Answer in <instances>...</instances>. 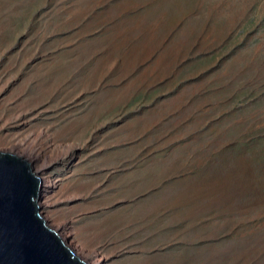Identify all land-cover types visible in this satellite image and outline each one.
Instances as JSON below:
<instances>
[{"label": "rangeland", "instance_id": "1", "mask_svg": "<svg viewBox=\"0 0 264 264\" xmlns=\"http://www.w3.org/2000/svg\"><path fill=\"white\" fill-rule=\"evenodd\" d=\"M38 142L86 263L264 264V0H0V148Z\"/></svg>", "mask_w": 264, "mask_h": 264}, {"label": "water", "instance_id": "2", "mask_svg": "<svg viewBox=\"0 0 264 264\" xmlns=\"http://www.w3.org/2000/svg\"><path fill=\"white\" fill-rule=\"evenodd\" d=\"M39 188L25 160L0 152V264H87L45 224Z\"/></svg>", "mask_w": 264, "mask_h": 264}, {"label": "bare ground", "instance_id": "3", "mask_svg": "<svg viewBox=\"0 0 264 264\" xmlns=\"http://www.w3.org/2000/svg\"><path fill=\"white\" fill-rule=\"evenodd\" d=\"M21 149V150H24L25 148H27V147H22V146H20L19 144H13V145H10V146H8L7 148H0V151H2V153H11V154H14L15 156H17L14 152V150L15 149ZM26 150V149H25ZM28 150H29V155H30V158H29V163H34V164H36L37 165V163H39L40 161H41V163L34 169V172L31 170V172H33V174L37 177V178H39V180H40V184H41V186H43V184H48V183H50L49 181H48V179H47V176H45V175H42L43 174V172H44V170H45V168H46V164H47V159H48V155L50 154L49 152H51L52 153V151L50 150V147H48L47 145H45V144H43V143H40V142H38V143H36V144H34V145H31V146H29L28 147ZM18 154V153H17ZM28 155V156H29ZM59 155V154H58ZM32 162H31V161ZM26 162H27V160H26ZM28 163V162H27ZM28 163V164H29ZM31 164H29V166L31 165ZM41 189V188H40ZM39 194V193H38ZM41 195V194H40ZM44 203H46V202H42V204H44ZM38 204V203H37ZM41 204V203H40ZM39 204V205H40ZM46 205V204H45ZM38 206V205H37ZM45 222V221H44ZM46 224V223H45ZM56 232V231H55ZM57 233V232H56ZM70 234V233H69ZM59 236V235H58ZM60 237V236H59ZM72 237V236H71ZM68 238V235H64V236H62V238L60 237V239H61V241L63 242V241H65L66 239ZM69 242V241H68ZM74 242H75V244L78 246V247H75V248H77V250H78V252H80V253H82V252H84V249H85V245L86 244H83V242L82 241H78L77 239H75L74 240ZM65 244V243H64ZM73 245V244H72ZM67 246V245H66ZM88 264H95V262L93 261V262H91V261H89V262H87Z\"/></svg>", "mask_w": 264, "mask_h": 264}]
</instances>
